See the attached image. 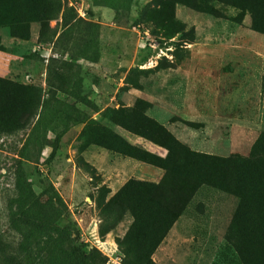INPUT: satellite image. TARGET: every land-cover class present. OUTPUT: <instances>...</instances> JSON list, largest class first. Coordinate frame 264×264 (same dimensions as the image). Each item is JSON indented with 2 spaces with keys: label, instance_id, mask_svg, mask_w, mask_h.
Returning a JSON list of instances; mask_svg holds the SVG:
<instances>
[{
  "label": "rangeland",
  "instance_id": "1",
  "mask_svg": "<svg viewBox=\"0 0 264 264\" xmlns=\"http://www.w3.org/2000/svg\"><path fill=\"white\" fill-rule=\"evenodd\" d=\"M189 1L194 8L183 0H0L10 36L0 37V264H49L57 239L95 264H142L120 246L130 214L111 227L98 206L129 179L163 175L124 155L125 145L162 158L153 141L167 134L216 158L249 154L264 133V89L255 92L264 84V35L225 0ZM27 6L51 16L46 28L29 22ZM216 181L195 189L152 264H264V237L242 217L243 260L224 239L242 197Z\"/></svg>",
  "mask_w": 264,
  "mask_h": 264
},
{
  "label": "trees",
  "instance_id": "2",
  "mask_svg": "<svg viewBox=\"0 0 264 264\" xmlns=\"http://www.w3.org/2000/svg\"><path fill=\"white\" fill-rule=\"evenodd\" d=\"M183 1L194 8L195 5L189 0ZM217 1L223 3L222 0ZM27 2L32 4L36 0ZM225 4L247 13L250 17V29L264 35V0H225ZM24 10L27 19L32 17L29 22L37 21L41 27L46 28L50 15L44 17L40 10L33 11L28 6ZM210 12L218 15L217 11ZM27 19L24 17L18 21L22 23ZM0 111L4 115L1 108ZM8 112L10 111L7 109L6 113L10 116ZM11 119L8 118L7 122ZM121 126L129 131L128 126ZM103 132L99 131L98 145L108 148L107 137L101 138ZM141 135L152 138L145 131ZM157 137L155 141L151 139V142L165 150L164 157L158 158L127 145L123 154L163 170L160 180L154 183L129 179L111 197L98 205L101 211L109 215L111 227L125 213L130 214L131 224L121 239L120 246L126 252H133L138 263L152 264L151 255L181 215L195 189L202 184H211L215 179L224 186L225 191L239 193L242 197L240 211H237L229 223L224 239L243 260L240 242L244 238V226L239 225L241 217L246 227L264 237V133L256 138L247 156L231 155L225 158L191 151L167 134ZM113 139L120 141L119 138ZM34 220L32 226L39 230L44 228L45 222L43 226L37 225L43 222L42 219L36 217ZM71 242L64 244L60 239L51 242L48 245L49 264H67L65 260L68 264H95L92 256L84 255ZM51 257H55V261H50ZM31 263L44 264V261L33 260Z\"/></svg>",
  "mask_w": 264,
  "mask_h": 264
},
{
  "label": "crops",
  "instance_id": "3",
  "mask_svg": "<svg viewBox=\"0 0 264 264\" xmlns=\"http://www.w3.org/2000/svg\"><path fill=\"white\" fill-rule=\"evenodd\" d=\"M7 31V32H6ZM0 37H10L8 30L6 28H4L3 26H0ZM257 86V90L255 91L258 95H261V93L263 92L262 88L264 86V84H262V82H259V84L256 85ZM253 87V85H252ZM250 93V90H249Z\"/></svg>",
  "mask_w": 264,
  "mask_h": 264
}]
</instances>
